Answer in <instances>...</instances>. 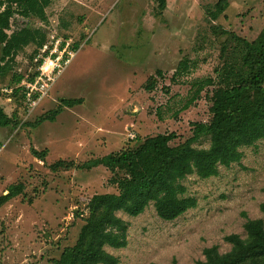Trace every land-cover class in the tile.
Segmentation results:
<instances>
[{
	"label": "rangeland",
	"instance_id": "rangeland-1",
	"mask_svg": "<svg viewBox=\"0 0 264 264\" xmlns=\"http://www.w3.org/2000/svg\"><path fill=\"white\" fill-rule=\"evenodd\" d=\"M218 1L167 0L159 15L157 0H54L46 9L48 23L33 22L46 29L49 44L79 46L27 119L23 103L11 95L12 76L0 79V107L8 116L17 112L21 122L0 127V196L13 184L25 187L23 195L0 207V264H51L75 244L86 217L82 198L117 192L111 172L93 161L134 147L137 136L175 133L176 146L192 136L193 123L209 121L210 87L184 107L194 84L216 78L224 63H239L236 38L251 42L264 27V0H228L217 20L207 19L206 9ZM39 53L35 45L23 49L13 73L35 75ZM184 60L189 69L172 83ZM157 70L164 77L149 93L145 84ZM62 99L81 102L63 107L53 121L35 124L57 111ZM209 145L204 136L194 147ZM32 149L46 151L45 160ZM242 151V160L220 166L217 176L183 180L198 205L174 221L160 219L152 204L137 217L118 212L128 225L127 246L105 250L119 264H196L206 248L229 252L226 236L246 239L247 219L264 221V139ZM59 160L81 168L52 172Z\"/></svg>",
	"mask_w": 264,
	"mask_h": 264
},
{
	"label": "trees",
	"instance_id": "trees-1",
	"mask_svg": "<svg viewBox=\"0 0 264 264\" xmlns=\"http://www.w3.org/2000/svg\"><path fill=\"white\" fill-rule=\"evenodd\" d=\"M53 1L0 0V79L12 76L11 95L21 104L24 98L19 85L25 76L13 73L15 59L26 47L35 45L40 49L47 42L46 29L33 27V22L48 23L46 9ZM157 2L161 15L167 8V0ZM227 8L228 0H219L206 9L205 17L217 20ZM236 41L241 51L240 62L224 63L216 70V78L195 83L197 89L184 105L188 108L200 99L206 87L211 88L210 119L193 123L190 138L172 146L175 133L146 138L137 136L134 147L126 146L92 162V166L101 165L111 172L110 183L117 192L82 198L84 208L81 214L86 217L77 241L63 248L58 257L51 258V264H119L118 258L105 250V247L122 249L127 246L128 225L117 215L118 212L137 217L152 204L160 219L174 221L198 205L196 198L187 196L183 180L194 174L202 179L217 176L220 166L239 163L244 155L243 148L264 139V27L255 40L236 38ZM78 46L74 44L75 49ZM188 69L187 60L180 62L171 78L172 83H176L177 77ZM163 77V72L157 70L156 75L148 78L144 89L152 93ZM80 102L62 99L57 111L42 116L35 124L53 121L63 107H73ZM19 125L17 112L8 116L0 107V127L16 128ZM204 136L209 137V147H194ZM31 151L38 159L45 160L46 151ZM80 168L73 161L64 160L50 166L55 173ZM24 191L22 183L9 186L0 196V207L23 195ZM260 210L264 216V203ZM76 214L80 215L78 211ZM245 230L246 239L236 234L225 237V241L231 244L229 252L222 254L217 246L206 248L204 260L196 264H264V221L247 219Z\"/></svg>",
	"mask_w": 264,
	"mask_h": 264
},
{
	"label": "built area",
	"instance_id": "built-area-1",
	"mask_svg": "<svg viewBox=\"0 0 264 264\" xmlns=\"http://www.w3.org/2000/svg\"><path fill=\"white\" fill-rule=\"evenodd\" d=\"M40 53L35 59L38 63V71L33 78L25 76L19 87L22 90L24 115L26 119L33 113L38 104L48 96V92L56 80L60 77L63 70L75 57L76 49L71 47L67 41H48L39 49ZM134 139L133 135H129Z\"/></svg>",
	"mask_w": 264,
	"mask_h": 264
}]
</instances>
